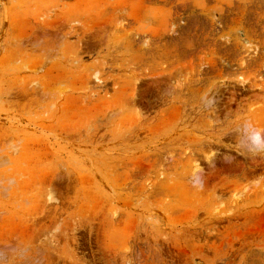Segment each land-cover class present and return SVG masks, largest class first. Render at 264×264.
<instances>
[{
  "label": "rangeland",
  "instance_id": "rangeland-1",
  "mask_svg": "<svg viewBox=\"0 0 264 264\" xmlns=\"http://www.w3.org/2000/svg\"><path fill=\"white\" fill-rule=\"evenodd\" d=\"M264 0H0V264H264Z\"/></svg>",
  "mask_w": 264,
  "mask_h": 264
},
{
  "label": "clouds",
  "instance_id": "clouds-1",
  "mask_svg": "<svg viewBox=\"0 0 264 264\" xmlns=\"http://www.w3.org/2000/svg\"><path fill=\"white\" fill-rule=\"evenodd\" d=\"M250 140L258 149L264 150V137L261 136L259 131L252 132Z\"/></svg>",
  "mask_w": 264,
  "mask_h": 264
}]
</instances>
